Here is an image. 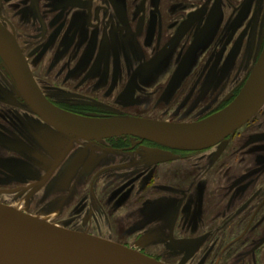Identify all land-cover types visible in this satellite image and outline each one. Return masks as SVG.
<instances>
[{
	"label": "flooded vegetation",
	"instance_id": "obj_1",
	"mask_svg": "<svg viewBox=\"0 0 264 264\" xmlns=\"http://www.w3.org/2000/svg\"><path fill=\"white\" fill-rule=\"evenodd\" d=\"M22 72L84 117L176 123L229 105L264 48V0H0ZM0 52V203L165 264H264V105L198 149L45 121Z\"/></svg>",
	"mask_w": 264,
	"mask_h": 264
},
{
	"label": "water",
	"instance_id": "obj_2",
	"mask_svg": "<svg viewBox=\"0 0 264 264\" xmlns=\"http://www.w3.org/2000/svg\"><path fill=\"white\" fill-rule=\"evenodd\" d=\"M0 52L15 73L33 110L58 129L79 138L130 134L161 144L198 149L219 143L251 119L264 105V48L237 97L217 113L195 122L138 117H84L52 105L22 72L18 47L0 25ZM0 264H165L121 244L72 231L0 203Z\"/></svg>",
	"mask_w": 264,
	"mask_h": 264
}]
</instances>
